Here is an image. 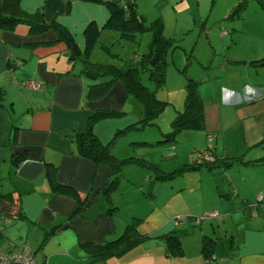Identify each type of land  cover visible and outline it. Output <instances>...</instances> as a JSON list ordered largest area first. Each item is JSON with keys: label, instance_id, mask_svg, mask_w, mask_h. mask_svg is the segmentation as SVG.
Masks as SVG:
<instances>
[{"label": "crops", "instance_id": "obj_1", "mask_svg": "<svg viewBox=\"0 0 264 264\" xmlns=\"http://www.w3.org/2000/svg\"><path fill=\"white\" fill-rule=\"evenodd\" d=\"M109 1L20 0L19 16L33 17L43 11L47 23L57 20L73 34L79 47L75 58L54 28L33 34L24 22L0 26V86L4 89L0 101V252L29 246L37 264H264V123L248 132L245 119L225 113V123L216 115L220 124L204 127L235 133L238 127L243 145L238 144L239 138H231L235 150L225 147L219 153L213 147L217 160L208 163L219 166L216 173L226 178L218 194L212 190L215 201L200 207L189 203L178 215L144 219L138 224L144 237L137 244L105 260L101 254L93 256L95 244L118 238L121 227L118 205L107 199L112 191L105 190L113 167L84 154L79 136L92 129L102 142L110 141L121 127L119 119L109 113L95 118L96 114L120 107L130 95L121 80L103 95L88 93L89 82L101 75L89 74L82 59H87V30L90 26L99 33L105 29L112 12ZM226 3L233 4V0ZM31 81L42 84L35 87ZM222 87L217 96L203 93V99L210 96L207 102L222 105L224 92L225 96L235 94L231 106L248 102L242 101L241 87L229 83ZM255 93L264 98L261 89ZM204 114L206 122L205 99ZM183 177L181 189L192 191L189 194L204 191L201 168ZM254 204L257 213L252 212ZM214 209L218 215L203 218L200 228L193 226L196 215ZM171 233L180 235L182 254H169L167 235ZM207 238L212 240L208 246L212 259L204 251Z\"/></svg>", "mask_w": 264, "mask_h": 264}, {"label": "rangeland", "instance_id": "obj_2", "mask_svg": "<svg viewBox=\"0 0 264 264\" xmlns=\"http://www.w3.org/2000/svg\"><path fill=\"white\" fill-rule=\"evenodd\" d=\"M241 1L233 0V5L227 4L226 0H138L137 8L148 23L161 19V35L169 41L164 48V80L158 82L151 77L149 66L136 74L161 101L148 98L145 106L131 91L128 99L108 114L119 119L117 122L121 124L111 143L112 152L119 160L131 159L120 161L119 172L116 177H111H119V183L111 190V196H107L112 205H118L116 217L121 228L117 237L130 222L137 226L144 219L174 216L189 203L200 207L214 202L212 190H217L218 194L226 178L222 173H216L219 166L210 165L203 156L204 152L215 154L213 147L219 153L225 147L235 150L231 138H239L238 144L243 145L238 127L237 133L234 130L185 127L170 134L175 129L173 120L186 106L188 75L201 80L198 85L201 95L217 96L221 89L224 90L222 85L229 83L241 87L242 101H248L231 106L235 94L225 96L223 92L221 105L216 101L207 102L210 96H205L208 114L205 124L213 122L217 127L220 119L216 115L225 123L224 113L230 118L245 119L248 132H255L264 123V98L261 93H255L256 88L264 93V64L253 61L264 56V0ZM224 30H227L226 35L222 34ZM154 37V27L137 31L135 35H125L119 28L106 26L84 57L90 66L107 70L108 74L98 79L95 77L89 83H98L101 77L118 75L121 68L130 65L141 66V58L161 44L160 40L153 45ZM247 95L252 98L247 99ZM145 117L150 121L141 126V119ZM128 123L137 126L121 131ZM185 163L195 166L187 168ZM198 168L202 171L204 191L189 194L192 191L180 188L184 183L183 175ZM161 173L168 177H160ZM193 226L200 228L198 223ZM193 226L189 227L190 231ZM193 236L191 234L189 238L194 240Z\"/></svg>", "mask_w": 264, "mask_h": 264}, {"label": "trees", "instance_id": "obj_3", "mask_svg": "<svg viewBox=\"0 0 264 264\" xmlns=\"http://www.w3.org/2000/svg\"><path fill=\"white\" fill-rule=\"evenodd\" d=\"M112 6V12L107 20L106 26L112 28L121 29L122 33L125 35H135L137 31L155 28V37L153 38L152 44L155 45L156 42L161 40L160 46L158 48L155 46L153 52L145 54L143 58H141V66H128L126 68H121L119 74L111 75L107 77L105 80L101 82L91 84L88 89L89 95L100 96L106 93V91L110 88V86L116 80H123L125 86L127 87L129 92H134L136 96L143 101L145 106L148 104L149 99H156L154 92L148 89V86L145 85L140 77H137V73L140 69L148 68L151 69V77L156 78L158 82L164 80V65H165V57H164V48L165 43L169 41L167 37H163L161 35V25L162 21L160 18H156L151 22H147L146 16L141 13L137 8L136 0H112L109 1ZM241 3H245V0H242ZM20 0H0V26L1 27H14L20 22L27 23L30 26L31 33L33 34H42L46 32L48 29L54 28L58 34V39L65 40L69 47L71 48L73 54L71 57L75 58L77 54H79V47L75 42L73 34L60 22L57 20H53L51 23H47L44 19L43 11H38L33 17L29 16H19V8ZM89 43L87 45L86 51L89 52L91 49V45L98 38V29H93L90 26L87 30ZM164 38V39H163ZM57 39V40H58ZM56 40L49 41L53 43ZM45 41H38L36 43H41ZM163 50H162V48ZM86 53V52H85ZM87 62V71L89 74L93 75H103L108 74L106 71H102L100 69H95L94 67L88 64V59H84ZM255 63L257 61H261V64H264V56L260 58H256L253 60ZM201 80L193 78L191 76H187V84H186V106L185 109L180 111L177 114V117L173 120L175 129L170 134H174L177 130L185 127H204L205 126V114H204V99L199 91L198 85ZM42 84V83H41ZM4 95V89L0 86V101ZM148 108V107H147ZM111 113V110H103L102 112H98L95 118L105 116ZM142 125H144L145 121H150L149 118H142ZM152 122V121H151ZM130 126L136 127L134 123L129 124L121 131L128 130ZM116 136H114L110 141L104 143L102 142L98 136L92 131V129L86 130L79 136V145L80 149L84 154L92 157L94 160L98 162H105L113 167V176L117 175L119 172L120 161L124 162L125 160H131L129 158H123V160H119L114 153L112 152V141ZM18 159H20L18 157ZM16 159V160H18ZM217 157L215 156V160ZM207 161V160H206ZM212 162V161H207ZM187 168L195 166L193 163H186ZM160 177L165 178L168 175L161 173ZM116 177V176H115ZM119 183V177L116 179L109 180L105 190L110 192ZM60 186V185H59ZM52 231V230H51ZM51 231L47 232V235L50 236ZM143 235L139 234L138 225L136 226L134 222H130L127 224L125 230L120 234V236L114 240H106V243L95 244L96 248H94L93 256L101 254V256L108 257L111 255H121L132 245L137 244L141 239H143ZM168 246H169V254H182L184 252V246L181 240V237L177 233H171L167 235ZM85 245H90L91 243H84ZM212 244L211 238H207L204 243L205 255L207 258H214L213 254L208 252V246ZM210 256V257H209ZM47 264H50L47 262Z\"/></svg>", "mask_w": 264, "mask_h": 264}, {"label": "built area", "instance_id": "obj_4", "mask_svg": "<svg viewBox=\"0 0 264 264\" xmlns=\"http://www.w3.org/2000/svg\"><path fill=\"white\" fill-rule=\"evenodd\" d=\"M42 82L39 81H31L30 85L32 86H40ZM211 136V134H210ZM204 158L207 161H214L215 160V155H213L212 153H207L204 152ZM259 199H263V196H260ZM257 205L254 204L251 208H252V212L253 213H257ZM219 214V211L217 209L214 210H205L203 212V214L201 215H196L194 217L195 221L197 223L201 222V220L205 217H211V216H216ZM181 217V216H179ZM15 262H21L23 264H37L34 252L31 250V248L29 246H26L22 249H17L14 251H2L0 252V263L3 264H13Z\"/></svg>", "mask_w": 264, "mask_h": 264}]
</instances>
